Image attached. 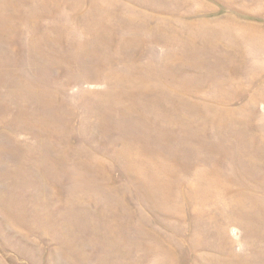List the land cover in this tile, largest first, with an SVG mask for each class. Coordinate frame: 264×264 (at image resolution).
Masks as SVG:
<instances>
[{"label":"rangeland","instance_id":"obj_1","mask_svg":"<svg viewBox=\"0 0 264 264\" xmlns=\"http://www.w3.org/2000/svg\"><path fill=\"white\" fill-rule=\"evenodd\" d=\"M0 264H264V0H0Z\"/></svg>","mask_w":264,"mask_h":264}]
</instances>
